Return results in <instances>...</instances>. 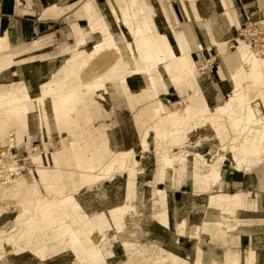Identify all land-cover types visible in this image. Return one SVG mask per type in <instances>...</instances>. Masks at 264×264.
Returning a JSON list of instances; mask_svg holds the SVG:
<instances>
[{
	"label": "rangeland",
	"instance_id": "obj_1",
	"mask_svg": "<svg viewBox=\"0 0 264 264\" xmlns=\"http://www.w3.org/2000/svg\"><path fill=\"white\" fill-rule=\"evenodd\" d=\"M146 1L159 32L164 33L162 18L168 16L177 31L192 33L180 0H158L161 18L157 0ZM88 2L102 13L101 21L114 20L110 25L113 34L132 44L124 46L126 53L120 52L124 42L117 38L114 45L94 50L93 44L103 39L102 33H94L83 48L77 47V36L68 42L40 39L16 45V50L29 49L40 55L0 66V146L16 156L15 174L21 170L14 182L0 184V264H154L155 251L173 244L177 232L185 228L194 232L188 235L193 256L203 249V259L211 263L221 259L223 250L205 236H224L236 222L232 213L227 223L217 224L219 212L232 210L222 198H209L219 191L241 192L256 200L253 264H264V224L259 214L264 205V164L253 166L252 186L232 188L235 181L243 183L245 166L252 161L247 155L239 162L233 159L234 152L240 155L247 144L255 145L258 152L253 163L264 159V68L240 63L238 48L250 51L251 56L253 52L241 41L237 46L231 31L220 45L226 53L223 58L211 37L200 50L192 33L189 45L197 66L193 67L196 80H192L186 72L175 73L170 60L173 52L155 41L148 45L136 17L120 6L118 11H109L110 0L101 5L91 0L77 2L84 15ZM258 9L259 14L246 22L264 19V0ZM216 13L218 24L202 15V25L229 26L225 13L220 9ZM83 24L85 30L87 24ZM171 41L174 45L175 39ZM154 48L165 53L164 57L154 53ZM174 52L179 61L181 53L177 48ZM131 55L137 58L135 66L129 62ZM258 57L264 62V56ZM149 90L150 95H145ZM71 94L74 102L67 107V120L63 107L56 108L55 122L42 126L37 121H30V126L15 117L28 104L27 95L39 100L47 115V107ZM158 100L163 104L162 115L153 112L159 107ZM36 106L31 104L29 109L35 112ZM218 166L217 177L198 173ZM237 172L243 177L235 178ZM153 195L161 206L152 219L156 222L148 227L142 221L135 225L131 219L143 216L138 211L155 208L150 202ZM126 228H133L130 235ZM244 230L230 233L228 239H240ZM167 259L168 264L177 263L170 255ZM236 259L228 257L225 264H238ZM245 261L240 259V264Z\"/></svg>",
	"mask_w": 264,
	"mask_h": 264
},
{
	"label": "crops",
	"instance_id": "obj_2",
	"mask_svg": "<svg viewBox=\"0 0 264 264\" xmlns=\"http://www.w3.org/2000/svg\"><path fill=\"white\" fill-rule=\"evenodd\" d=\"M79 1L81 0H0V66L2 63L8 61L16 62L20 59H27L28 57H32L34 55H40L39 53H31L29 49L16 50L15 47L16 45L31 44L40 39H44L46 42H50L52 40L68 42L75 36H77V47H86L89 44L88 41L92 38L91 33L95 31L96 25L104 21H101L98 18L102 13H100L97 10L96 6L90 2L86 3L83 7L84 13L86 15L85 17V15L81 12V6H76L77 2ZM91 1H94V3L100 5L106 2V0ZM110 1L112 3V7L109 11H118V8L120 6L125 13L126 11H128L129 15H133L137 18L139 32L144 34V39L146 40V42L148 41L147 43L155 41L158 42L165 51L167 50L175 53L174 49L177 48L178 52L181 53L178 44V38L182 34L186 32L188 33V30L177 31L170 18L168 16H164V18H162L164 33L159 32L154 21L153 9L146 0ZM160 1L163 2L166 0ZM260 1L261 0H209L206 2L204 0H180V3L184 10L187 21L189 22V25H191V30L194 29L195 31L196 41H198V44H200L201 50L205 45L204 40L211 37L213 44L220 52H218L219 57L222 56L223 58L226 53L223 49L220 50V45L223 43V39L226 38L229 34L228 31L232 32L230 37L236 42L239 38V30L245 24L247 18L253 19V16H255V14H259L258 8ZM157 8L158 15L161 18L159 13H163V11L162 5L158 0ZM217 9L222 10L223 14L225 13L229 26L225 28L220 24L219 27L217 26L216 28H209L202 25V15L206 17V20L214 21V18H217ZM212 12H214L213 15H211ZM84 22H86L87 28L85 30H82ZM214 22L217 23V21ZM94 33L99 34L100 32ZM94 33L92 34V36L94 35ZM110 33L113 34V31H110ZM127 38L130 39V37ZM171 39H175L174 45ZM118 40L124 42V45L122 46L123 48L124 46H128L129 48V45L131 43L126 42L125 37L121 36L120 38L118 36ZM91 51L92 50L89 49V52ZM156 52L164 57L165 53L159 52L157 48H154V53ZM191 60L193 61L192 57ZM193 65L194 67H197L194 61ZM228 68L230 67L228 66ZM197 70L199 71L200 69L198 68ZM149 79H153L152 75L150 74ZM167 91L168 89L166 90V92ZM164 93L165 92H163L161 95H163ZM251 159V164L245 166V168L248 166L247 170H249V173H247L246 170V172L244 173V180H240L243 181V183H236L237 181H235V184L232 188L246 190V186H252L251 184H253V166L257 164H260L261 166V164H264V159L259 158L255 160L254 163L253 157ZM237 166L241 167L240 165ZM233 169L244 172V170H241L239 168ZM226 173L227 172L225 171L222 174ZM238 173L240 172L234 174L235 178L238 179V177H243ZM233 178L234 177L230 179L233 180ZM257 196L258 195H255V197ZM210 197H213L216 200L222 198V201L231 198V200L229 201L231 205L229 207L233 209L231 211L234 213V218H232V215L230 216L233 220L236 221L234 227L231 228V230H229V232L224 236L223 234H218L217 236H215L213 233H211L213 236H209L211 234L205 236L207 237L205 239L208 242L212 243L213 245L219 246L223 250V256L221 257V259L219 258L220 260H212L211 263L209 262V260L205 261L203 259L204 255H201L203 249L200 254H197V256H193L195 251L193 250L192 240L188 235L189 233L194 234V232L192 233L188 228H185L181 232H177L178 234L176 235L174 243H171L172 245L168 244L166 245L167 248H158L157 251H155V254L157 252V260L154 264H168L169 259L167 258L169 255L176 259V264H183V262L192 264L194 263V261L198 264H225V259L228 257H233L234 259L237 258L236 261L238 262V264H240V259L242 260L244 258L246 259L245 264H253V202H256V200L247 199V197L241 192H237L235 194H226L219 191V193H217L216 195H209V198ZM247 206L250 207L251 210H245ZM217 210L220 209L218 208ZM259 210V214L261 215L260 217H262L261 225H263L264 205L262 209H260L259 207ZM240 212H242L243 214H241ZM219 221L220 220H218L217 224L219 223ZM243 228L245 230L240 239L238 236L228 239L230 233H235L238 229L243 230ZM208 229L213 232L212 227L208 226ZM204 241L205 240L203 239V242ZM246 243L249 244L247 249L245 248ZM189 244L190 248L188 249L187 246H189ZM186 249H188V251ZM171 250L173 252H171ZM250 250L251 252L249 253ZM186 252H188L187 255H185ZM229 261L230 260H228V262ZM232 262H235V260L231 261V263Z\"/></svg>",
	"mask_w": 264,
	"mask_h": 264
},
{
	"label": "bare ground",
	"instance_id": "obj_3",
	"mask_svg": "<svg viewBox=\"0 0 264 264\" xmlns=\"http://www.w3.org/2000/svg\"><path fill=\"white\" fill-rule=\"evenodd\" d=\"M114 23L112 19H109L108 21H104V22H100L96 25V28H95V31L94 32H100L103 34V39H102V42L101 43H94L93 44V49L94 50H97V49H101L103 48V46L101 45H105V46H110L111 44L114 45V40L115 38H117L118 40V36L121 38V35H118L117 34H112L110 33L109 31V26ZM191 26V25H190ZM92 27V26H91ZM192 33H193V36L196 40V35H195V31L194 29L191 30ZM85 32V31H84ZM93 32V33H94ZM91 33V36L92 34ZM190 32H186L184 34H182L181 36H179L178 38V44H179V47H180V50H181V55H182V58L179 59L178 61V56L176 55V53H173L170 57V60H171V66L172 64L176 67L175 68V73L179 74V73H187V77L192 79V80H196L195 79V75H194V72H193V61L191 60V56H190V52L192 51V48L191 46L189 45L190 44V36L191 34ZM83 36V35H82ZM90 36V35H88ZM240 41L241 43L245 44L246 46L249 47V49L253 52V57L251 56V52L246 50L245 48H238L237 51H236V54L238 55V58L240 59V63H243V62H246L247 65H253V69H258V68H264V62L262 61L263 59H259L258 56H264V50H259L258 48L252 46L248 41L244 40L242 37H240L239 35V40L236 41L237 43V46L240 45ZM111 42V43H110ZM120 42V41H119ZM148 42V41H147ZM83 45V44H82ZM149 45V43H148ZM198 48L201 50V47H200V44H198ZM92 49V51H93ZM185 49V50H184ZM194 49V48H193ZM239 49H241V51H239ZM123 51L126 53V50H124V48L122 47V45L120 46V52ZM256 55H255V54ZM258 55V56H257ZM155 58V56H154ZM83 60V59H82ZM129 62L132 63V65H136L138 63L137 62V58L136 56H133L131 58H129ZM130 65V64H129ZM192 68V69H191ZM140 69H138L139 71ZM188 70V72H187ZM138 73H141L140 71ZM191 73V74H190ZM148 84V82H147ZM217 85V84H216ZM150 92L151 90L149 91H146L145 95H150ZM132 96V95H131ZM4 96L1 97V99L3 98ZM73 97H74V94H71L69 95L68 97H66L65 99H62L61 102H57V104H54V105H51V107H47L46 109L49 110V113L46 115H43V112L41 111V108H40V105H39V100L37 99H29L30 96L27 95L26 98L28 99V104L23 107V109L21 111H18L15 115L16 118H22L24 121L26 120L27 123H29V125L31 126L34 122L37 121V126H42L43 124H45L46 122L47 123H51V121H54L55 122V111H56V108L58 107L59 109L61 107H63V118L64 116H68V112H67V107L68 105L71 103V102H74L73 100ZM139 97H136L135 99L132 97V100H138ZM234 100H236V98H233ZM10 101V100H9ZM18 99H14L13 102L17 103ZM158 102V108H154L153 109V112L155 115H162V112L164 109H163V104L161 103L160 100L157 101ZM32 104V106H36V111H31V109H29V106ZM19 105V104H17ZM13 106V105H12ZM5 108H8V107H5ZM165 114V113H164ZM154 115V116H155ZM159 118V117H158ZM157 118V119H158ZM65 120H67L68 118H64ZM160 119V118H159ZM30 121H32L33 123H31ZM253 122V121H252ZM250 124V123H249ZM241 128V127H240ZM12 136V135H11ZM11 138V137H9ZM246 141V140H245ZM10 142H13V140H10ZM11 145V144H10ZM262 146V145H261ZM264 146V145H263ZM12 147V145H11ZM264 148V147H263ZM258 151H257V146L255 145H250V144H247L246 145V148H245V151H242L239 154H237V152H234V157L233 159H236L237 161H241V158H244L246 157L247 155H250L251 157H253L254 154H256ZM239 153V152H238ZM16 158V156H15ZM15 158H12L13 160V163L12 164H8V166L10 167L9 169H11L13 171L12 174H8L7 178L5 180H1L0 181V184L3 183V184H9L11 183L14 178L16 176H18L20 174V171L19 170L17 173L18 174H15L16 171H17V168H14L12 167V165H14L15 163H18L17 161H15L16 159ZM223 160H220V164L219 166L222 164ZM94 163V162H93ZM166 166V165H165ZM219 166L218 167H215V168H212V169H207V170H199L198 173H201L203 172L204 174H206L205 176H208L209 177L212 175H214V177H217L218 173H219ZM14 168V169H12ZM21 169V167H20ZM10 170V171H11ZM96 171V170H95ZM15 174V175H14ZM199 175V174H198ZM14 182V181H13ZM216 188V185L214 186ZM3 198V192H2V189L0 188V203H1V200ZM231 200V198L227 199V200H224L222 201L225 205H227L228 207L231 205L229 203V201ZM150 202H154L155 203V208H152L150 209L149 206H147V208H145L144 210H142V212L138 211V213H142L143 216H139V217H135V218H130L133 223L135 225L138 224V222L142 221L145 225V227H148V226H151L152 224H154V222L156 221H153V217H157L158 216V209L159 207L161 208L160 206V199L153 195V198ZM233 210V209H232ZM135 213V212H134ZM233 212L231 210H228V211H224V212H219V224H223V223H227V219L228 218H231V214ZM134 216V215H132ZM130 217V215L128 216ZM128 217H126L125 219H127ZM129 219V220H130ZM199 227V226H198ZM132 229L133 228H126L125 230V233L130 235L131 232H132ZM227 231V230H226ZM78 232H80L78 230ZM203 232V231H202ZM204 233V232H203ZM79 235H77V238H81V233H78ZM43 243V242H41ZM47 244V243H46ZM52 245H55V244H52ZM58 246V245H57ZM45 253H42L40 254V258L41 260H43L45 258ZM106 255V254H105ZM171 256V255H170ZM174 258V257H173ZM21 260V259H20ZM22 263V262H20Z\"/></svg>",
	"mask_w": 264,
	"mask_h": 264
},
{
	"label": "built area",
	"instance_id": "obj_4",
	"mask_svg": "<svg viewBox=\"0 0 264 264\" xmlns=\"http://www.w3.org/2000/svg\"><path fill=\"white\" fill-rule=\"evenodd\" d=\"M244 30L241 32L240 37L248 41L252 46L259 50H264V19L258 22L247 21L242 26ZM0 146V181L5 180L8 174H12L8 164L13 162L12 158L15 156L12 154L10 148L2 149Z\"/></svg>",
	"mask_w": 264,
	"mask_h": 264
}]
</instances>
